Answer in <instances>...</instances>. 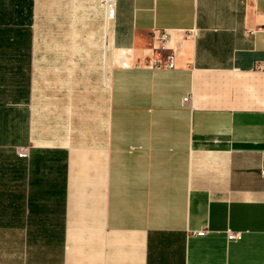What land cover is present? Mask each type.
<instances>
[{"label": "crops", "instance_id": "obj_1", "mask_svg": "<svg viewBox=\"0 0 264 264\" xmlns=\"http://www.w3.org/2000/svg\"><path fill=\"white\" fill-rule=\"evenodd\" d=\"M111 2L107 19L104 0H0V166L67 151L9 139L19 118L129 130L77 191L67 151L60 223L0 221V264H264V0ZM170 50L174 68L146 67Z\"/></svg>", "mask_w": 264, "mask_h": 264}, {"label": "trees", "instance_id": "obj_2", "mask_svg": "<svg viewBox=\"0 0 264 264\" xmlns=\"http://www.w3.org/2000/svg\"><path fill=\"white\" fill-rule=\"evenodd\" d=\"M2 158L0 221L20 223L24 210L25 222L37 223L41 232L48 231L46 224L60 223L65 207L67 151L27 148L24 156L17 151Z\"/></svg>", "mask_w": 264, "mask_h": 264}, {"label": "rangeland", "instance_id": "obj_3", "mask_svg": "<svg viewBox=\"0 0 264 264\" xmlns=\"http://www.w3.org/2000/svg\"><path fill=\"white\" fill-rule=\"evenodd\" d=\"M97 77V72L89 73V78ZM121 77L122 81L124 78H127L123 73ZM124 89L122 86V95L124 94ZM89 113L86 110L80 111V109H75L73 118L67 120V127L69 126L72 130H59L67 127H59L58 130H23L24 120L19 118L17 120V126H15L14 130H10L9 139L15 138L19 142H25L27 133L30 132L32 138H42L46 141L53 142L48 143L47 145L49 146L66 148L69 152L71 163L73 189L77 191L80 185L86 181L87 171L93 170L96 172L97 170L96 163L99 158L97 147L99 145L104 143L106 145L110 144L111 146L114 135H117L118 138L120 137L122 144L128 142L129 130H96V120L93 118L89 119ZM10 119L9 117V122L13 124V118ZM27 148L26 146H20L17 147V151H23ZM73 201H76V199ZM78 202L79 200H77Z\"/></svg>", "mask_w": 264, "mask_h": 264}, {"label": "built area", "instance_id": "obj_4", "mask_svg": "<svg viewBox=\"0 0 264 264\" xmlns=\"http://www.w3.org/2000/svg\"><path fill=\"white\" fill-rule=\"evenodd\" d=\"M104 6L106 10V17L107 19H112L114 16V8L112 6L111 0H104ZM169 38V34L167 32H163L159 35L160 41H166ZM146 67L149 69L152 68H166L172 69L175 67V55L172 50L167 55L160 56L157 55L154 58H150L147 63ZM186 100V98L184 99ZM20 156H24L26 150L18 151ZM260 174L264 178V159L262 162V167L260 169ZM198 235H202L203 232H198ZM241 238V232H234V231H227V239L228 240H239Z\"/></svg>", "mask_w": 264, "mask_h": 264}]
</instances>
